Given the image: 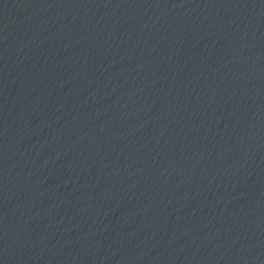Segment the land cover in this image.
Returning a JSON list of instances; mask_svg holds the SVG:
<instances>
[{
  "label": "water",
  "instance_id": "water-1",
  "mask_svg": "<svg viewBox=\"0 0 264 264\" xmlns=\"http://www.w3.org/2000/svg\"><path fill=\"white\" fill-rule=\"evenodd\" d=\"M0 264H264V0H0Z\"/></svg>",
  "mask_w": 264,
  "mask_h": 264
}]
</instances>
